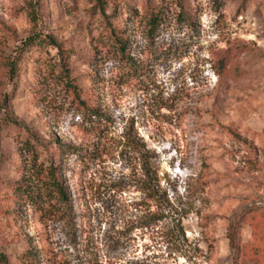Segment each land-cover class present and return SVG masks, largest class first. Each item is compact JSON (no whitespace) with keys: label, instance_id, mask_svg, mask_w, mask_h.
I'll return each instance as SVG.
<instances>
[{"label":"rangeland","instance_id":"1","mask_svg":"<svg viewBox=\"0 0 264 264\" xmlns=\"http://www.w3.org/2000/svg\"><path fill=\"white\" fill-rule=\"evenodd\" d=\"M32 135L60 212L15 193ZM0 256L264 264V0H0Z\"/></svg>","mask_w":264,"mask_h":264},{"label":"trees","instance_id":"2","mask_svg":"<svg viewBox=\"0 0 264 264\" xmlns=\"http://www.w3.org/2000/svg\"><path fill=\"white\" fill-rule=\"evenodd\" d=\"M99 4H101L102 8L104 7L102 2ZM102 11L105 13L104 9H102ZM162 13L163 10L158 8H151L147 11V19L148 24L151 27V32L155 31V28L161 21ZM112 32L111 36L114 38L112 40V46L116 51V54L119 55L120 60L123 62V67L133 72H141V66H138L134 59L131 57L125 58V56H127L125 54L127 47L125 39L118 36L114 29ZM57 63H59V60L55 61V64ZM60 63V65L63 64V59H60ZM59 77L66 83L67 89L80 102L81 98L77 95V91L79 90L76 85L71 82L69 73H59ZM85 108H87V106ZM96 129L95 135L98 136L100 135L101 129L100 127H97ZM22 142L23 150L30 155L31 162L27 166L29 168L23 167L22 171L25 176L21 182L16 183L14 188L15 193L24 195L30 203L34 204L41 214L45 212V207L50 211L56 209V211L60 212L63 208V203L68 199L67 190L60 176L59 168L53 162H49L47 157L41 160L39 152L43 145L36 135L26 136L23 138ZM82 152L85 155L88 150L84 149ZM0 261H2L3 264H8L7 259L3 256H0Z\"/></svg>","mask_w":264,"mask_h":264}]
</instances>
